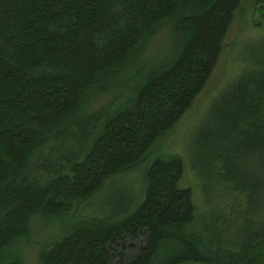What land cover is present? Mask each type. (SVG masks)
Here are the masks:
<instances>
[{"label": "trees", "instance_id": "1", "mask_svg": "<svg viewBox=\"0 0 264 264\" xmlns=\"http://www.w3.org/2000/svg\"><path fill=\"white\" fill-rule=\"evenodd\" d=\"M263 5L0 0V264L24 263L37 221L131 173L139 189L122 212L72 218L37 243V264H264V57L215 88L203 201L180 158L155 150L207 84L235 15L258 29ZM156 39L168 43L151 59ZM246 138L249 170L235 157ZM247 213L250 227L234 229Z\"/></svg>", "mask_w": 264, "mask_h": 264}, {"label": "rangeland", "instance_id": "2", "mask_svg": "<svg viewBox=\"0 0 264 264\" xmlns=\"http://www.w3.org/2000/svg\"><path fill=\"white\" fill-rule=\"evenodd\" d=\"M262 10L264 11V5ZM254 17L253 20L258 19V12L254 13ZM262 18V26L257 29L254 27L253 21L250 23L244 13L241 16L239 12L235 15L207 84L185 115L175 124L173 131L162 136L155 144L156 152L176 154L180 158L184 166L183 184L192 186L199 202L203 201L201 190L207 181L204 169L207 158L205 136L213 127V111L217 107V101L213 98L219 90V88L217 90L215 88L221 87L231 78L246 56L264 57V16ZM230 41L232 44L228 52ZM167 43V41L161 42L159 39L151 42L147 50L148 57L154 59L158 55L160 56L166 50ZM235 157L237 158V168L241 169L240 166H242L249 170L253 167L251 147L247 138L244 142L242 141ZM138 189L137 173L116 177L109 180L98 193L79 203L74 211L53 217L46 223L37 221L32 228L30 240L24 244L23 264H37L34 254L37 243L53 238L72 218L98 214L102 207L113 208L122 212V208L137 196ZM205 193L212 200L215 199V194L210 188L206 189ZM245 217H247L248 223L245 224L243 220H240L234 229L240 224L243 227H250L249 221L250 219L252 221L253 218L249 213Z\"/></svg>", "mask_w": 264, "mask_h": 264}]
</instances>
